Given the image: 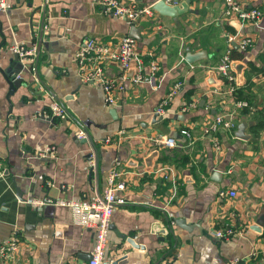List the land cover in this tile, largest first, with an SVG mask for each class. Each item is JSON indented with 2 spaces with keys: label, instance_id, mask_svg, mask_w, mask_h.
<instances>
[{
  "label": "crops",
  "instance_id": "obj_1",
  "mask_svg": "<svg viewBox=\"0 0 264 264\" xmlns=\"http://www.w3.org/2000/svg\"><path fill=\"white\" fill-rule=\"evenodd\" d=\"M7 1L11 6L0 10V243L18 229L22 244L14 259L0 258V264L88 259L93 230L75 223L70 207L59 201L102 194L116 161L126 184L117 193L125 202L113 209L103 264H264V0H243L263 11L261 19L246 23L227 20L223 0H190L192 11L176 19L154 9L142 15L135 21L142 37L137 49L146 62L149 51L156 57V81L132 82L127 70L115 105L105 101L99 83L82 79L76 51L87 37L115 45L132 22L101 13L95 0ZM244 36L252 42L240 50L237 41ZM15 41L37 42L34 70L14 58ZM228 47L233 82L216 68ZM187 48L207 55L188 62ZM233 62L240 63L238 69ZM103 67L107 76L119 77L116 61L105 60ZM8 71L31 87L9 93ZM178 79L180 89L154 120L160 99ZM53 100L70 119L50 118ZM191 100L197 106L182 112L181 105ZM220 112H231L236 126L233 133L223 128L215 133L221 142L216 150L202 125ZM75 119L88 122L94 144L76 137L83 126ZM241 120H251L244 138L235 133ZM160 135L174 136L177 145L155 141ZM48 146H54L52 154L37 155ZM168 166L176 175L175 189L161 175ZM222 187L236 194L220 196ZM229 224L238 229L232 237L213 234Z\"/></svg>",
  "mask_w": 264,
  "mask_h": 264
},
{
  "label": "built area",
  "instance_id": "obj_2",
  "mask_svg": "<svg viewBox=\"0 0 264 264\" xmlns=\"http://www.w3.org/2000/svg\"><path fill=\"white\" fill-rule=\"evenodd\" d=\"M166 2L177 4L179 0H166ZM95 3L101 13L123 17L130 22H135L142 15H150L153 12L152 3L138 4L125 0H95ZM222 5V15L227 20L246 23L257 21L263 16V11L260 7L247 6L243 0H223ZM10 6L11 3L7 0H0V10H5ZM229 38L231 39L232 37L229 36ZM137 42L138 40L129 34L122 35L115 45L98 41L94 37H87L76 51L80 76L86 82L92 81L99 83L104 91L105 101L108 104L115 105V92L124 90L125 73L127 70H132V75L130 76L132 82L149 81L153 84L156 81L159 67L158 61L156 57H154L153 52L149 51L148 54L150 55V59L146 62L137 49ZM251 42L252 38L250 36H244L237 41V47L240 50H245ZM10 49L17 53L22 61L31 60L33 62L38 54L39 46L36 41L28 45L15 41L10 44ZM110 59L116 61L121 68L120 75L117 79L107 76L104 72L103 63L105 60ZM232 61L230 47H228L216 66L223 78L230 82L235 80V75L232 72ZM29 64H32L31 68L34 70V63ZM16 76L20 75L17 74ZM181 84L182 81L180 79L172 83L167 93L160 99L156 106V112L164 114L167 111V105L177 94ZM196 106L197 100H191L189 102H184L180 108L182 112H185ZM48 114L50 118L57 120L71 118L68 110L57 100H53L50 103ZM235 126L236 121L231 112H220L216 113L210 120L202 125V132L211 135L214 148L219 150L221 148V142L215 133L221 128L233 133ZM181 132L190 136V132L187 128H182ZM119 133L120 135L123 134V130H120ZM75 134L76 137L80 139L86 137V132L83 127H79ZM105 139L110 140L109 137ZM154 140L160 141L165 147L177 145V140L172 135H160L155 137ZM53 152L54 146H48L44 150L38 151L37 155H49ZM89 157L90 163L94 164L93 153H91ZM118 163L119 162L116 161L107 172L106 185L102 194L93 198L59 201L70 207L72 219L75 223L92 229L94 235L90 257L88 259H75L69 264H103L113 209L116 204L125 202V197L117 193L118 190H124L126 186L125 181L119 178V170L116 166ZM161 170L163 179L170 180L173 184V189H175L176 175L173 169L168 166L166 168H161ZM157 171H160V169ZM3 173L4 168L0 163V175H3ZM218 194L220 196H234L236 191L234 189L222 187L218 190ZM31 201L37 204L45 201V199H34ZM48 201H50L49 198ZM237 232V227L234 224H229L224 228L215 229L213 234L219 238H230ZM19 235L18 229L13 230L11 234L0 243V258L3 263L16 257L22 244ZM235 260L237 259L235 258ZM234 263H236V261H234Z\"/></svg>",
  "mask_w": 264,
  "mask_h": 264
},
{
  "label": "water",
  "instance_id": "obj_3",
  "mask_svg": "<svg viewBox=\"0 0 264 264\" xmlns=\"http://www.w3.org/2000/svg\"><path fill=\"white\" fill-rule=\"evenodd\" d=\"M190 2V0H183L181 1L180 3H177V4H170L168 2H166V0H156L155 2L152 3V8L154 10H156L158 13H160L161 15H167V16H170V17H173L174 19H176L178 17V15H183L186 11H192L191 8L188 7V3ZM140 26L136 25L135 22H132L130 24V27H129V31H128V34L130 36H133L135 37L137 40H140L142 37L140 35ZM15 53V52H14ZM205 55H207L206 51L204 50H199V51H196V52H191L189 51V48H187V52H186V55H185V59L188 61V62H193L199 58H202L204 57ZM18 54L15 53L14 54V58L15 59H18ZM38 57V54L36 56V59ZM26 63L29 62V63H34V66L36 64V60L35 61H31V60H26L25 61ZM240 63H237V62H233V65L236 69H238V65ZM17 73L15 72H6L5 76H6V79L8 81V85H9V93H13V91L15 89H17L18 87L20 86H23V85H26L27 87H31V84L32 82L30 81L29 83L26 82L24 80V78H22L21 76H16ZM206 98V95H204L201 99V104L202 102L204 101V99ZM115 111L116 109L115 108H112L111 109V114L112 116H116L115 115ZM214 111V110H213ZM162 114H159L158 112H155L153 114V119L156 120V118H162ZM77 121V123H79V125L83 126L84 129H85V132H86V137L85 138H82V141L84 140H89L91 141L92 144H94L93 140H92V137L88 131V122H85V121H82V120H78V119H75ZM251 123V120H241L238 124H237V130H236V136L238 137H241V138H244L246 137L244 135V130L246 128V126L248 124ZM48 186H46L45 188L47 189ZM18 196L19 193H17ZM174 222L178 225H180V223L183 222V220L181 218H175L174 219ZM167 227L169 229V231L171 232L172 231V227H171V224L170 222H168L167 224ZM187 228H190V227H187ZM121 237L123 238H126L130 243H132L133 245H137L134 241H133V236L132 235H126L125 233H122L121 234ZM90 257V255H89Z\"/></svg>",
  "mask_w": 264,
  "mask_h": 264
}]
</instances>
